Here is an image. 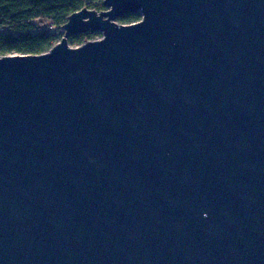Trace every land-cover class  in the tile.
<instances>
[{
	"label": "water",
	"instance_id": "95a60500",
	"mask_svg": "<svg viewBox=\"0 0 264 264\" xmlns=\"http://www.w3.org/2000/svg\"><path fill=\"white\" fill-rule=\"evenodd\" d=\"M104 5L0 56V264H264V0Z\"/></svg>",
	"mask_w": 264,
	"mask_h": 264
},
{
	"label": "trees",
	"instance_id": "16d2710c",
	"mask_svg": "<svg viewBox=\"0 0 264 264\" xmlns=\"http://www.w3.org/2000/svg\"><path fill=\"white\" fill-rule=\"evenodd\" d=\"M89 7L104 10V0H0V56L39 54L48 51L64 35L60 30L71 13ZM140 12L126 14L124 23L140 20ZM101 32L72 35V44H82ZM96 39V38H95Z\"/></svg>",
	"mask_w": 264,
	"mask_h": 264
},
{
	"label": "rangeland",
	"instance_id": "374dc122",
	"mask_svg": "<svg viewBox=\"0 0 264 264\" xmlns=\"http://www.w3.org/2000/svg\"><path fill=\"white\" fill-rule=\"evenodd\" d=\"M118 21L119 22H124V21H122V20H120V19H118ZM62 31V32H61ZM60 32L61 33H64L65 32V29L62 27V29L60 30ZM102 36V33H100V35H98L97 37H94L93 39H95V38H100ZM72 44V43H71ZM73 46H76V45H78V44H72Z\"/></svg>",
	"mask_w": 264,
	"mask_h": 264
}]
</instances>
